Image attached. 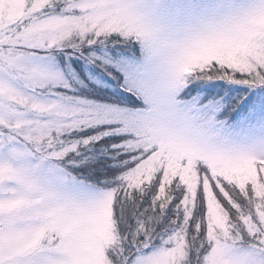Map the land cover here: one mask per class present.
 <instances>
[{"label": "snow or ice", "instance_id": "1", "mask_svg": "<svg viewBox=\"0 0 264 264\" xmlns=\"http://www.w3.org/2000/svg\"><path fill=\"white\" fill-rule=\"evenodd\" d=\"M0 264H264V0H0Z\"/></svg>", "mask_w": 264, "mask_h": 264}]
</instances>
